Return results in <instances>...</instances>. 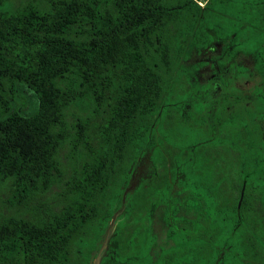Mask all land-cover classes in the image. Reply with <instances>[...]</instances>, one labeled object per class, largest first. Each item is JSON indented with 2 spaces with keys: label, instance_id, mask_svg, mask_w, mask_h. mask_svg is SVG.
<instances>
[{
  "label": "trees",
  "instance_id": "obj_1",
  "mask_svg": "<svg viewBox=\"0 0 264 264\" xmlns=\"http://www.w3.org/2000/svg\"><path fill=\"white\" fill-rule=\"evenodd\" d=\"M197 1L0 0V191L7 208L0 209V264H87L132 165L155 144L159 113L157 132L168 144L152 152L153 173L131 194L113 236L115 255L144 264L139 258L153 244L149 210L174 170L166 147L198 139L166 120L164 103L175 100L189 38L194 33L196 48L208 41ZM249 10L255 29L247 30L264 31V4ZM260 39L264 44V33ZM258 57L264 73V46ZM200 152L203 164L189 187L206 193L204 209L168 230L173 245L155 264H211L223 243L233 247L236 264H264V231L242 160Z\"/></svg>",
  "mask_w": 264,
  "mask_h": 264
},
{
  "label": "rangeland",
  "instance_id": "obj_2",
  "mask_svg": "<svg viewBox=\"0 0 264 264\" xmlns=\"http://www.w3.org/2000/svg\"><path fill=\"white\" fill-rule=\"evenodd\" d=\"M197 3L203 13L197 23L204 27L208 41L204 46L196 48L194 33L187 41L177 69L179 71L183 69L189 74V93L183 101H174L172 106L168 104L166 106L178 110L179 121L186 126L188 121H204L210 127L211 138L205 143L215 141L216 138L212 140V137H216L218 131H221L229 121L245 123L247 138L244 151L240 152L243 163L241 175L246 177L249 188L253 189L250 196L254 200L264 231V144L261 142L260 135L264 126V103H255L257 97L261 96L264 100V77L259 67L258 57L264 46L260 42L264 31L259 30L258 34H255L247 30V28L255 29V27L246 20L250 13V3L264 4V0H198ZM225 66H228V73L234 74L230 83L234 81L239 83L244 78L249 85H254L245 99L246 103H232L224 99L217 104L209 116L196 115L192 111V99L195 98V93L207 84L206 78L210 74L221 73ZM230 90L234 91V89L228 91ZM23 96L32 109L35 99L33 94L27 92ZM158 115L159 113L155 115L151 126V132L156 139L155 144H146L132 165L128 181L120 193V206L107 222L87 264H127L114 253L115 224L123 213L131 194L139 186L148 183L153 173L150 160L152 152L158 147L162 148L161 145L168 144L157 132ZM166 149L170 152L165 154L166 161L172 162L174 170L168 176L169 188L164 193V198L149 210L153 244L148 247L145 256L139 258V261L144 264H155L160 252L173 245V239L168 235V230L175 228L177 221L194 218L200 210L204 209L202 198L206 193L189 187V182L195 178L194 175L203 164L199 161L198 153H201L199 142L193 141L174 146V148L168 146ZM174 152L176 155H173ZM233 153L224 156L233 155ZM226 197L229 195L226 194ZM4 204L5 194L0 191V209L7 210ZM232 248L228 243L217 245L215 258L211 264H236Z\"/></svg>",
  "mask_w": 264,
  "mask_h": 264
},
{
  "label": "flooded vegetation",
  "instance_id": "obj_3",
  "mask_svg": "<svg viewBox=\"0 0 264 264\" xmlns=\"http://www.w3.org/2000/svg\"><path fill=\"white\" fill-rule=\"evenodd\" d=\"M259 67L261 69L262 76L264 77L260 59ZM227 71L228 66H225L221 73L210 74L206 78L207 84L195 93V98L192 99V111H194L196 115L200 116L206 114L209 116L210 112L216 108L217 104L224 99L232 103H246L245 99H247V95L254 88V85H249L244 78H242L239 83L236 81L230 83L234 74L231 72L228 73ZM189 88V74L182 69L180 70V75L176 84V95L174 101H183L189 93ZM229 89H234V91H228ZM262 99L263 97L261 96L255 98V103H264V100ZM174 101L168 103V106H172ZM168 110L169 113L166 115V120L170 119V121L177 122L182 136L185 137L188 134L197 136L198 139L196 142H199L200 149L206 147L212 153H218L223 157H225V154L234 152L233 155H235V158H241L240 152L244 151L247 138L245 123L241 124V121H229L221 131H218L216 137H212V140L213 138H216L215 141L212 143H205L206 140L210 141L211 138L209 131L210 127L207 126L204 121H188L186 126L180 123V114L178 110L172 107H169ZM260 135L261 142L264 144V126H262ZM203 144H205L204 147L202 146Z\"/></svg>",
  "mask_w": 264,
  "mask_h": 264
}]
</instances>
